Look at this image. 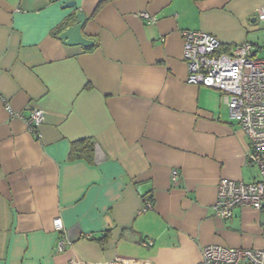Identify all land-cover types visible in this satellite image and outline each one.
Segmentation results:
<instances>
[{
    "label": "crops",
    "instance_id": "obj_1",
    "mask_svg": "<svg viewBox=\"0 0 264 264\" xmlns=\"http://www.w3.org/2000/svg\"><path fill=\"white\" fill-rule=\"evenodd\" d=\"M260 8L264 0H0V264H199L210 245L264 250V212L237 208L225 220L212 210L220 179L252 184L259 173L220 93L186 84L181 38L201 31L224 51L263 48ZM76 13L88 49L59 40ZM32 109L44 113L39 138L28 131ZM81 141L89 159H71ZM55 218L71 242L61 253Z\"/></svg>",
    "mask_w": 264,
    "mask_h": 264
},
{
    "label": "built area",
    "instance_id": "obj_2",
    "mask_svg": "<svg viewBox=\"0 0 264 264\" xmlns=\"http://www.w3.org/2000/svg\"><path fill=\"white\" fill-rule=\"evenodd\" d=\"M256 15L264 25V8H260ZM138 16L148 25L156 22L150 14L140 13ZM181 38L182 58L188 72L186 84L220 93L230 120L240 126L249 140L248 164L256 167L259 173V180L252 184L220 179L212 210L216 217L225 220L230 219L237 208L264 212V47L255 50L247 42L229 46V50L224 51L222 43L213 35L192 30L182 31ZM8 111L13 116L9 108ZM43 121V111L32 109L27 120L29 133L39 138L37 129ZM170 177L173 183L180 179L177 170H173ZM151 207L150 203L146 205V208ZM52 226L57 234L54 250L61 253L71 242L61 218H55ZM151 245L152 242L147 240L145 246ZM200 261L199 264H264V250L210 245L202 250ZM70 264L127 263L116 258L99 263L74 260Z\"/></svg>",
    "mask_w": 264,
    "mask_h": 264
},
{
    "label": "water",
    "instance_id": "obj_3",
    "mask_svg": "<svg viewBox=\"0 0 264 264\" xmlns=\"http://www.w3.org/2000/svg\"><path fill=\"white\" fill-rule=\"evenodd\" d=\"M74 2H68L64 4L63 8H73ZM85 15L83 13H76L75 24L71 27L66 28L62 33H60L59 40L64 46L69 47H83L88 49L89 46L93 44L92 40H87L81 35V29L84 25Z\"/></svg>",
    "mask_w": 264,
    "mask_h": 264
},
{
    "label": "trees",
    "instance_id": "obj_4",
    "mask_svg": "<svg viewBox=\"0 0 264 264\" xmlns=\"http://www.w3.org/2000/svg\"><path fill=\"white\" fill-rule=\"evenodd\" d=\"M61 28L56 29L55 35H57L60 32ZM92 152V144L89 141H81L78 143L73 144L71 151H70V157L71 159H79L82 157H85L86 159H89V155Z\"/></svg>",
    "mask_w": 264,
    "mask_h": 264
}]
</instances>
